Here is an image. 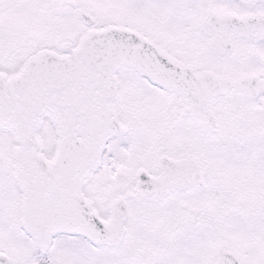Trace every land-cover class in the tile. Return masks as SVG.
<instances>
[{
	"label": "snow or ice",
	"instance_id": "1",
	"mask_svg": "<svg viewBox=\"0 0 264 264\" xmlns=\"http://www.w3.org/2000/svg\"><path fill=\"white\" fill-rule=\"evenodd\" d=\"M0 264H264V0H0Z\"/></svg>",
	"mask_w": 264,
	"mask_h": 264
}]
</instances>
